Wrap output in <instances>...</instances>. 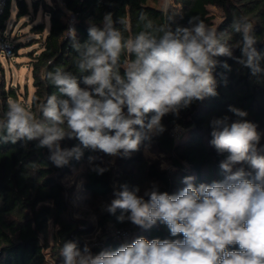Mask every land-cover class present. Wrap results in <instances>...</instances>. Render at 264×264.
Listing matches in <instances>:
<instances>
[{"label": "clouds", "instance_id": "9594fccd", "mask_svg": "<svg viewBox=\"0 0 264 264\" xmlns=\"http://www.w3.org/2000/svg\"><path fill=\"white\" fill-rule=\"evenodd\" d=\"M168 6L164 5L165 12ZM171 20L167 16L164 24L157 25L141 11L142 30L125 36L128 19L114 21L107 13L101 25H90L83 43L69 29L85 87L76 75L60 67L47 72L45 79L58 94L39 105V115L30 105L10 98L0 118V141H38L39 147L49 150L56 167L66 166L73 158L80 160L85 149L127 157L142 142L166 130L165 115L178 117L195 101L218 95L213 72L218 65L231 69L217 57L233 58L257 81L264 78V52L255 48L254 25L247 17L234 19L230 26L241 37L235 43L230 33L219 32L198 16L189 20L188 27L175 30ZM236 48L239 57L233 55ZM229 111L238 119L224 116L211 121L210 144L218 154L227 153L219 165L221 180L195 186V178L186 177V186L174 195L160 192L155 183L143 195L139 186L129 189L124 184L106 206L111 214L121 210L119 221L145 229L159 221L172 237L182 234L183 239L149 242L141 237L97 254L87 244L80 249L77 242L67 241L59 251L63 264H264L261 133L255 123L243 119L246 111L232 106ZM66 138L79 144L62 148ZM96 171L103 174L107 169L97 167ZM233 245L238 250H230Z\"/></svg>", "mask_w": 264, "mask_h": 264}, {"label": "trees", "instance_id": "16d2710c", "mask_svg": "<svg viewBox=\"0 0 264 264\" xmlns=\"http://www.w3.org/2000/svg\"><path fill=\"white\" fill-rule=\"evenodd\" d=\"M9 4L10 0H6L2 29L10 15ZM15 4L17 20L27 15L33 18L38 11L48 17L46 32L44 22L34 23L30 27V32L38 35V42L41 43L37 54L30 53L29 63L33 91L28 105L38 115L39 105L49 95L57 93V89L45 79L47 72H54L60 67L76 75L80 86L85 87L82 82L84 74L76 66L78 53L71 46L69 29H74L76 39L83 43L88 39L90 25H101L107 13L112 14L114 21L126 17L128 30L124 35L131 36L142 30V25L138 23L141 11L147 13L157 25L164 24L167 16H172L169 23L175 30L178 26L188 27L193 16L210 25L213 17L209 7H214L220 14L215 28L219 32L230 33L231 43L241 39L239 34L232 33L230 26L233 20L247 17L254 25V35L257 37L255 48L264 52V0H173L168 4L167 12L162 0H31L30 9L25 0H16ZM116 27L121 26L116 24ZM233 55L239 57L240 50L234 49ZM217 60L226 62L231 69L229 71L219 65L215 68L213 75L217 81L218 95L195 101L178 117L165 115L162 124L166 130L154 136L150 142H142L140 149L129 156H117L115 166L110 163L111 156L99 150L85 149L80 160L73 158L66 166L56 167L49 159V150L39 147L38 141L20 140L15 144L0 141V264H45L44 250L48 247L51 264H63L59 251L64 242H77L80 249L88 245L86 237L94 226L70 216L66 190L61 183L62 177L71 169L84 166L83 187L88 198L95 202L114 199V191L120 190L124 184L129 189L139 186V194L143 195L145 189L155 183L160 192L174 195L186 186L183 183L186 177H194L195 186L219 181L223 178L219 165L227 153L218 154L210 144L211 121L224 116L231 120L238 119L229 111V106L247 112L243 119L257 125V131L261 133L258 147L264 148V78L257 81L250 75L249 69L233 58L221 56ZM17 97L13 88L5 89L2 80L0 118L7 111V101L10 98L17 100ZM175 129L181 131L177 137L173 135ZM78 144L76 139L61 141L62 148ZM143 147L166 155L170 168H160L148 162L143 156ZM89 157L95 159L90 161ZM97 167L106 168L107 171L99 174ZM244 167L250 171L247 165ZM114 168H117L116 176ZM120 214V209L111 214L106 208L97 213L101 228L110 225L129 233L127 240L102 236L100 240L104 250H115L141 237L149 242L153 239H183L182 234L172 237L167 226L159 221L145 229L128 220L119 221L117 217ZM49 223L55 227L51 245H48L46 238ZM230 250H238V245L230 246ZM91 251L96 254L100 252Z\"/></svg>", "mask_w": 264, "mask_h": 264}, {"label": "rangeland", "instance_id": "374dc122", "mask_svg": "<svg viewBox=\"0 0 264 264\" xmlns=\"http://www.w3.org/2000/svg\"><path fill=\"white\" fill-rule=\"evenodd\" d=\"M30 9V1L25 0ZM165 4L172 3L173 0H162ZM16 0H10L9 4V18L5 22V36L11 42L16 51L10 58L0 55V82L3 80L5 89L13 88L17 94V101L29 104L30 96L33 91L31 73L29 68L30 53L40 51L41 43L39 36L30 32V27L37 22H44L45 32L48 27V17L43 16L41 11L31 18L30 15L16 19ZM209 13L213 17L210 27L215 28L220 21V14L214 7H209ZM2 79V80H1ZM186 109H182L179 115H183ZM142 153L148 162L157 164L160 168L169 169L170 164L168 157L163 153L152 152L147 147L142 148ZM117 157L110 158V163L115 166ZM84 166H79L77 169H71L68 174H65L61 183L63 184L67 202L69 204L70 216L76 220H84L94 226L93 231L86 237L88 245L91 249L99 250L101 243L100 238L104 233L103 228L98 226V215L100 210L106 208L109 201H91L83 187L82 173ZM115 176L117 175V168H114ZM93 203V204H92ZM55 231V227L49 223L47 230V243L51 245V237ZM46 262L51 264L49 257V247L44 250ZM96 254V253H93Z\"/></svg>", "mask_w": 264, "mask_h": 264}, {"label": "built area", "instance_id": "2783aa9c", "mask_svg": "<svg viewBox=\"0 0 264 264\" xmlns=\"http://www.w3.org/2000/svg\"><path fill=\"white\" fill-rule=\"evenodd\" d=\"M5 8H6V0H0V55L10 58L14 53V47L12 46L9 39H7L5 36V28L4 29L1 28V22L4 16V13H5ZM180 132H181L180 129H175L173 131V135L177 137L180 134ZM103 230H104V233L102 236L104 237H113V238L120 239V240H127L129 237V233L126 230L114 228L110 225H106L103 228ZM86 241L88 243V240ZM98 249L99 251H102L105 249L102 241Z\"/></svg>", "mask_w": 264, "mask_h": 264}, {"label": "water", "instance_id": "95a60500", "mask_svg": "<svg viewBox=\"0 0 264 264\" xmlns=\"http://www.w3.org/2000/svg\"><path fill=\"white\" fill-rule=\"evenodd\" d=\"M14 51H16V47H14Z\"/></svg>", "mask_w": 264, "mask_h": 264}]
</instances>
